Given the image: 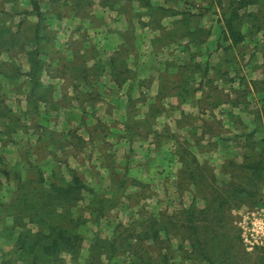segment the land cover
<instances>
[{
    "label": "rangeland",
    "instance_id": "1",
    "mask_svg": "<svg viewBox=\"0 0 264 264\" xmlns=\"http://www.w3.org/2000/svg\"><path fill=\"white\" fill-rule=\"evenodd\" d=\"M36 1L37 4L35 0H0V27L10 28L20 39L28 36L23 49L0 53V61H8L13 56L19 70L27 72L32 67L29 62V52L32 51L34 66L37 60L41 65L43 63L42 90L46 91L47 99L46 102L39 101L36 111L26 101L27 86L23 85L21 90L6 86L0 90V242H3L0 264H21L19 253L15 254L10 246H15L17 235L22 230L30 229L35 233L39 229L35 223L23 227L14 222L15 213L22 209L18 204L11 208L12 200L18 196L17 179L21 177L26 182L36 184L43 175L60 183L64 178L71 179V169L76 170L92 188L71 209L68 219L70 228L83 238V264L89 258L92 245H110L114 240H118L116 245L130 244L137 249L144 246L140 252L145 257L152 255L157 264L190 263L191 247L185 239V229L179 228L178 222L170 221L177 218L185 221L184 211L193 204L203 208L206 200L202 197H211L216 188L212 182L216 183L218 179L230 181L231 168H225L227 172L220 168L223 159L218 151L208 155L210 157L204 161L207 157L196 154L195 147L201 144L207 146L208 143L204 138L194 140L193 152L198 162H207L209 168H188L189 171L193 169L196 176L194 180L190 179L180 155L174 154L177 142L171 136L179 130L181 142L185 145L186 128L172 130L175 129V118L178 116L185 122L188 110H175L171 104H167L169 101L164 100L166 104L161 102L162 107L159 108H163V111L158 118H150L135 126L146 115H141V111L145 113L146 110H141L140 103L154 99V95H149L148 91L140 94L139 90L143 86V89L150 86L151 80H145L143 85L138 81L134 85V99L130 106L124 93L114 92L117 87L109 89L110 85H118L110 83L108 60L122 44V32L133 25L140 40L146 39L144 42L149 44L154 31L144 26L150 20L149 16L144 14L145 10L137 2L130 1L118 3L115 9H111L103 0H95L81 13H77L70 0ZM152 2L173 6L182 12L175 16L159 15L162 16L160 21L163 27L168 28L163 32L167 37L174 20L189 22L193 28L201 24H222L218 0ZM250 10L255 12L257 8L251 7ZM38 12L41 15L38 16ZM243 19L248 20V17L243 16ZM47 35L51 40L47 41ZM39 38L41 40L38 41ZM164 38L155 42V50L165 47ZM161 51L165 55L175 54L171 49ZM160 57L156 62L158 66H162L163 62ZM147 64L153 66V63ZM102 67L104 70L100 71ZM234 67L239 65L235 64ZM94 72L96 74H91ZM83 74H90L91 77L81 79ZM76 76L77 84L82 81L93 85L96 82L97 87L90 97L91 104H85L88 95L73 88ZM60 79L65 81L60 83ZM126 87L127 84L124 91ZM227 90L231 94L232 83L227 85ZM198 111L206 113L201 106ZM216 112L209 110L207 114L217 118ZM192 116L193 122L200 125L201 115ZM227 116L232 118L230 113ZM127 120L134 126L135 138L132 143L124 140L130 135L123 124ZM12 121L17 126L8 130L5 122ZM149 123L152 127L148 126ZM228 131V127H222L221 132H226V136ZM195 181L197 183L194 185ZM103 205L104 209H101ZM230 214L234 215V211L231 210ZM154 219L167 224L170 233L163 231L157 239L137 240L138 236H144L141 234L149 229ZM175 230L177 232L172 233ZM165 254L168 259L164 257ZM166 259L168 261L164 262ZM102 260L105 261L104 257ZM66 261L72 264L69 256Z\"/></svg>",
    "mask_w": 264,
    "mask_h": 264
},
{
    "label": "trees",
    "instance_id": "2",
    "mask_svg": "<svg viewBox=\"0 0 264 264\" xmlns=\"http://www.w3.org/2000/svg\"><path fill=\"white\" fill-rule=\"evenodd\" d=\"M70 1L73 3L77 13H81L95 2V0ZM123 1L137 2L145 10L144 14L148 15L150 20L145 22L144 26L159 30L162 37H165V45H169L172 42L178 43L183 37H188V39L198 37L195 41L201 44V38L208 31L205 27L193 28L189 22L174 20L169 27V37H167V35H163V32L168 28L163 27L160 21L162 16L159 17V15L165 16L169 14L175 16L182 13L175 10L173 6L154 4L152 0H103V3L111 9H115V6ZM218 2L221 7V23L223 26L221 35L225 40L228 41L230 39L232 41V45L226 47V49L237 46L244 41L247 35L255 37L262 33L264 38V0H218ZM35 3L37 4L36 0ZM251 7L257 8V10L255 12L251 11ZM37 15L39 16L41 13L38 12ZM243 16H247L248 20H244ZM246 25L249 26L246 31L247 35L243 32ZM134 29V26L131 25L122 32L123 42L108 60V65L111 67L110 75L112 80L119 86L129 83V106L133 104L131 93L133 86L138 81L141 85L145 83L144 80H140L138 71L131 67V65L137 64L140 55L137 45L140 36L136 34ZM162 37L153 39V43L155 44L156 40H161ZM46 39L49 41L51 37L47 35ZM39 40L41 39L39 38ZM27 41V35L20 39L10 28L0 27V53H12L18 48L23 49ZM33 57V52H29V62H31L32 67L27 72L19 70L13 56L8 61H0V90L6 88V86H10L13 89L19 88V90L22 89L23 85L27 86L26 101L29 105H33L37 111L39 101L46 102L47 99L45 96L46 91L42 90L43 63L41 65V62L37 60L36 66H34ZM236 60L237 58H235L231 66L228 65L226 67L224 75H221L226 86L229 83H233L236 78L242 79V82L245 79L243 73L245 64L242 63L240 65V62H236ZM232 61L233 59H229V62ZM237 63H239V67L235 68L234 66ZM171 66L177 67L184 76L187 71L201 69V64L197 62L189 65L188 62L185 65L169 62L167 67L170 68ZM102 69L103 67L100 68V71ZM214 69L216 70V68ZM208 70L209 67H206L205 72ZM232 73H234L233 76H231ZM91 74H96V72ZM89 75L83 74L81 79H86ZM184 76L180 80L178 79L179 82L178 80L173 81L174 83L178 82L174 87H170L168 82L163 81L157 99L151 103L145 117L136 122L135 126H137V123L149 121L150 118H158L163 111V108L160 109L159 107H162L161 102L165 98L178 97L177 94L179 93L184 96L189 90L197 91L199 89L203 90L205 95L207 94L206 92L219 94L217 93L219 89L217 76L207 78L206 73H204V75L198 76L200 78L199 81L190 77L184 78ZM74 83L77 84V76ZM206 85L210 91L206 89ZM230 95L229 92H226L224 97L232 100ZM206 98L208 99L207 96ZM211 104L215 105V101L212 100L209 105L212 106ZM201 108L205 111L204 106ZM209 109L213 110L210 107ZM230 116L233 118L231 113ZM188 122L186 117L185 122L179 119L178 127L186 128ZM5 123L8 130L15 129L17 126L13 121ZM123 124L125 125V130L130 134L128 136L129 140L133 142L135 138L134 126L128 120L123 122ZM211 124L208 125L207 134L209 136L219 135L221 127L216 122ZM148 126L152 127V124L149 123ZM171 136L176 139V153L180 155L181 160L184 162L185 171H188L190 179L194 180L196 176L194 170L189 171L188 168H199L200 170L209 168L207 162H198L196 154L191 150L192 142L190 140L185 139L184 145L181 142L180 135L174 133ZM202 139L200 136H195L196 141ZM209 143L214 146V142ZM247 145L249 147L252 145V149L244 154L243 163H238L231 157L223 162L221 167L224 168V172H227L225 168H231V172H229L230 181L222 182L218 179L217 184L212 182L216 188L213 189L211 197L205 198V195L202 197V199L206 200L203 208H197L193 204L184 211L185 221L180 218L170 221V223L178 222L179 228L185 229L184 236L191 247L189 251L191 264H264L263 250L255 248L252 251H247L240 231L236 226L234 215L230 214L231 210L244 206L247 209L254 208L262 200L264 148L260 153H257L254 150L253 142L250 143V140H247ZM70 171L71 179L66 180L64 178L60 183L46 179L43 175L39 177L36 184L29 181L26 182L21 177L17 179L18 186L16 190L18 191V196L12 200L11 208L13 209L14 204H18L22 209L15 213L14 222L23 227L27 226L28 223H35L39 226L38 231L35 233L30 229H26L17 235L16 251L19 253L21 264H65L64 254L71 255L73 260L81 257L83 238L79 232L70 228L68 219L71 209L76 207L84 199L85 193L91 192L92 188L80 178L76 170L71 169ZM191 175L193 178H191ZM200 180H202V177ZM196 183V181L193 182L194 185ZM32 184H35V186L32 187ZM201 188H203V185H201ZM104 205L101 209H104ZM25 219L28 220L26 221ZM159 225H161L160 228H158ZM163 231L168 234L171 230L168 229L167 224L154 219L151 221L149 229L144 230V233L141 234L144 236H138L139 239L137 240L143 242L147 238L157 239L161 237ZM176 232L175 230L172 233ZM117 242L118 240H114L110 245H92L89 249V258L86 264H106L102 260L103 257L106 260L116 256H133L135 262L157 264L152 255L145 257L140 252V249L143 250L144 246L137 249L131 247L130 244H127L128 246H124V244L116 245ZM164 257L167 258V254ZM167 259L164 262H167Z\"/></svg>",
    "mask_w": 264,
    "mask_h": 264
},
{
    "label": "crops",
    "instance_id": "3",
    "mask_svg": "<svg viewBox=\"0 0 264 264\" xmlns=\"http://www.w3.org/2000/svg\"><path fill=\"white\" fill-rule=\"evenodd\" d=\"M199 27H205L206 29H208L206 35L201 38V44H198L197 41H195L198 39V37L192 39H188V37H183V39L179 41V44H176L177 42H172L171 44L165 45V47L163 46L162 49H159L157 51L155 50V44L152 40L155 38L157 39L158 37H162V34L159 30L153 31V35L150 37L151 40L149 41V44L148 42H144L146 39H144L143 41H138L137 45L140 50V55L137 64L133 66L135 69L138 67V74L140 80H151V85L147 86L146 89H143L145 88V86L139 88L140 94H145L148 91L149 95H154L153 101H143L142 103H140V108L141 110L145 109L147 112L151 103L157 99V96L161 91L163 81L168 82L170 87H174L177 85L180 78L184 76L182 71H179L177 67L171 66L170 68H168L167 66L169 65V62L176 63L177 65H185L187 62L188 65L195 64L196 62L200 63V70L187 71V74H185L184 78L190 77L191 79H197V81H199L200 78L198 76H202L204 75V73H206L207 78H210V76H217V83L219 87L217 93L221 95L214 94V92H206L207 94L205 95L203 94L205 92L199 89L197 91L189 90L185 93L184 96L179 93L177 94L178 97H168L164 100L169 101V103L167 104H171V107L175 110L181 108L188 110L186 111V119L189 122L186 125V130L184 133L186 135V139L190 140L192 143L195 140V136H200L201 138H204V140H206V142L208 143L206 144L207 146L202 145L199 148L198 146L195 147L196 154L204 155V157H207L204 158V161H206L214 151H218L219 155L221 156V159H223V162L231 157L234 158L235 161H237L238 163H243L244 154L250 151V149H252V145H250L251 147L247 145V140H250V143L253 142L254 150L257 153H260L264 148L263 34L260 33L258 34L260 36L252 37L251 35H247L246 31L243 30V32L247 35L244 41L239 43L237 46H233L231 49H226V47L232 45V41L230 39L227 41L222 37V24L219 26L214 24H201L199 25ZM248 27L249 26L246 25L244 26V29H248ZM174 44L176 45L174 46ZM164 49H171L175 54L165 55L164 52L161 51ZM160 55L162 57H160ZM159 57L162 58V66H158L156 64V62H158ZM235 58H237L236 62H240V65L242 63L245 64V67L243 69L245 79L243 80V82L242 79H235V81L232 83V100H229L224 97L228 90L226 83L222 79L221 75H224L225 69L228 65L231 66L232 63H234ZM229 59H233V61L229 62ZM147 63H153V66H148ZM237 65H239V63H237ZM205 66L209 67V70L207 72H205ZM214 68H216V70ZM105 75L103 74L102 76ZM89 76L91 77V75ZM108 76H110V83L115 85V82L112 80L110 73ZM177 80L178 82H173ZM61 81L63 82L65 81V79H60V83ZM95 83L96 82H94L93 85H90L81 81L79 82V84H74L73 86L75 90L78 88L81 92L88 95L85 104H91V93L94 88L97 87ZM126 84L127 87L124 91ZM126 84L122 86L110 85L109 89L112 88L113 90L114 87H117L115 88L114 92L118 93L121 91L122 94L124 93L126 97V102L129 103V83ZM134 87L135 86H133V89ZM63 88L65 89V86H63ZM133 89L131 93H133ZM206 89L210 91L207 85ZM206 96L208 97V99L206 98ZM212 100L215 101V105L211 104L212 106H210L209 104ZM111 104H113V102H111ZM199 106H204L206 111L205 114L199 113ZM209 107L212 108L214 112H216L217 110V118L208 116L207 111L210 110ZM126 109L127 106H125V110ZM146 112L144 113L141 111V115L144 116ZM228 113H231L233 115L232 119L227 116ZM192 115H201L200 125L195 124V122H193ZM178 120L179 118L177 116L174 121L175 129L172 131H176V128L178 127ZM214 122H216L219 127H221L219 129V135L209 136V134H207L208 125H212L211 123ZM200 126L201 128H199ZM223 126L228 127V129L230 130L228 131V136H226V132H221ZM156 128L158 127L156 126ZM199 129H201V131L198 134ZM180 133L179 130H177L176 135H180ZM124 140L126 142L128 141V143H132L129 138H125ZM209 142H214V146H211ZM193 148L194 146H191L192 151H194ZM174 154L175 156H177V153ZM175 161L177 160L175 159ZM246 209L247 207L244 206L242 208L233 210L235 223L237 219H239V214H242ZM2 243L3 242H0V250ZM10 247L11 249H9H14L13 252H15L16 254V244L15 246ZM67 256H69L72 264H83L81 257L77 258L76 260H73L72 256L69 254H66L64 256L65 264H67ZM104 262L106 264H144L143 262L139 261L135 262L133 260V256H116L112 259H106Z\"/></svg>",
    "mask_w": 264,
    "mask_h": 264
},
{
    "label": "built area",
    "instance_id": "4",
    "mask_svg": "<svg viewBox=\"0 0 264 264\" xmlns=\"http://www.w3.org/2000/svg\"><path fill=\"white\" fill-rule=\"evenodd\" d=\"M262 191L260 203L239 214L236 225L248 250L260 248L264 252V188Z\"/></svg>",
    "mask_w": 264,
    "mask_h": 264
}]
</instances>
